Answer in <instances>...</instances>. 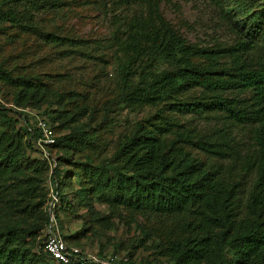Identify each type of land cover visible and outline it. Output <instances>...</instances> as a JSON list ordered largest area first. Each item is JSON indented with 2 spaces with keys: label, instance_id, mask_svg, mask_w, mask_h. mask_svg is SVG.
I'll list each match as a JSON object with an SVG mask.
<instances>
[{
  "label": "trees",
  "instance_id": "16d2710c",
  "mask_svg": "<svg viewBox=\"0 0 264 264\" xmlns=\"http://www.w3.org/2000/svg\"><path fill=\"white\" fill-rule=\"evenodd\" d=\"M64 3L0 0V34L16 30L60 46L69 38L45 32L40 20ZM111 14V44L116 46L118 68L105 115L114 107L166 109L138 123L120 141L112 158L94 168L89 156L85 161L77 157L97 146V133L81 122L95 109L85 106L72 113L65 103L67 91H58L47 79L24 72L23 67L9 69L0 64V85L16 92L12 102L16 109L0 98V218L6 219L5 226H0V264H56L44 251L52 217L67 244L74 246L63 235L62 215L78 205L91 210L95 199L156 220L182 223L188 235L172 241L167 252L175 264H264V226L260 223L261 217L264 222V63L245 61L255 51L264 10L253 16L248 28L249 20L243 23L245 35L237 34L240 43L224 50L189 43L164 18L159 0H117ZM225 59L231 63L221 68L220 61ZM63 83L60 78L56 82L58 86ZM196 90L202 93L194 94ZM66 95L83 103L90 100L85 92ZM46 105L56 107L52 120L66 131L58 138L52 128L56 143L46 147L48 158L37 148L40 132L28 119L20 125L22 114L17 112ZM168 114H195L206 122L216 119L253 142L258 174L249 201L257 215L253 229L228 236L236 188L193 156L199 150L225 158L223 143L195 141L193 132L171 122ZM28 151L39 158L30 160ZM25 171L34 176L26 177ZM23 175L16 183L9 182ZM75 180L80 189L72 193ZM53 193L58 201L50 210ZM124 258L127 261L119 264H134L131 257Z\"/></svg>",
  "mask_w": 264,
  "mask_h": 264
},
{
  "label": "rangeland",
  "instance_id": "374dc122",
  "mask_svg": "<svg viewBox=\"0 0 264 264\" xmlns=\"http://www.w3.org/2000/svg\"><path fill=\"white\" fill-rule=\"evenodd\" d=\"M63 1L65 6L56 12L45 14L40 21L45 32H54L69 40L60 46H52L42 36L22 35L16 30H9L0 34V64L9 69L16 65L23 67L24 72L47 79L50 86L58 91H67L65 103L72 113L85 106L95 109L91 117H83L81 122L97 133V146L78 156L77 160L85 161L89 156L96 168L112 158L120 141L133 133L138 123L145 122L150 117L156 118L159 109L166 108L158 106L131 111L114 107L105 115L106 103L113 97L117 83L116 46L111 44V11L117 0ZM159 3L164 18L189 43L214 50L228 49L240 43L237 34L245 35V31L241 29L243 23L249 20L246 22L248 28L253 16L264 10V0H159ZM261 27L262 31L254 42L255 51L245 58V61L254 64L264 63V22ZM230 63V59L222 60L220 67L225 68ZM58 76L60 80H64L59 86L56 84ZM71 91L77 95L85 92L90 95V100L83 103L81 99H72V96L66 95ZM200 93L202 92L199 90L194 92L197 95ZM15 97L14 90L0 85V98L9 107H13ZM23 110L17 109L22 116L11 114L14 118L19 116L20 125L24 119L34 123L36 117H39L49 122L58 138L66 133L60 122L52 120L55 106ZM168 117L176 125L181 124L187 131H192L195 141L223 143L227 151L225 158L199 150L194 151L193 156L205 162L212 173H219L220 179L236 188V199L231 209L233 222L228 236L253 229L257 215L251 211L249 201L258 176L257 167L254 166L257 150L253 142L216 119L206 122L195 114H168ZM244 142L247 144H241ZM58 155L63 153L59 152ZM27 157L36 160L39 155L28 151ZM24 175L33 177L34 173L25 171ZM24 175L9 182L16 183ZM77 189L80 186L75 180L70 192ZM62 217L63 235L74 246L102 256L131 257L134 264H175L167 257L170 244L188 235L180 222L156 220L100 199L93 201L91 210L78 205ZM261 219L262 217L260 223L264 226ZM5 224L6 219L0 218V226Z\"/></svg>",
  "mask_w": 264,
  "mask_h": 264
},
{
  "label": "built area",
  "instance_id": "2783aa9c",
  "mask_svg": "<svg viewBox=\"0 0 264 264\" xmlns=\"http://www.w3.org/2000/svg\"><path fill=\"white\" fill-rule=\"evenodd\" d=\"M33 116L36 117L38 115L33 114ZM33 124L40 132V137L37 140V148L41 151L43 157L48 158L49 153L46 147L56 143L52 127L46 119L39 117H36ZM57 201L58 197L53 193L50 210H52ZM44 251L56 264H119L121 260L127 261V258L124 257L122 259L114 256H100L97 253L94 254L78 247L69 246L58 227L55 226L53 217L46 231Z\"/></svg>",
  "mask_w": 264,
  "mask_h": 264
}]
</instances>
